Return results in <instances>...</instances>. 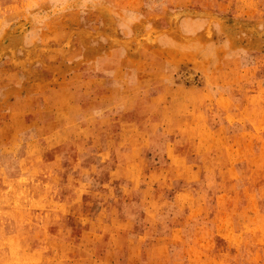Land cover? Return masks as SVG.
Listing matches in <instances>:
<instances>
[{"label": "rangeland", "instance_id": "obj_1", "mask_svg": "<svg viewBox=\"0 0 264 264\" xmlns=\"http://www.w3.org/2000/svg\"><path fill=\"white\" fill-rule=\"evenodd\" d=\"M0 264H264V0H0Z\"/></svg>", "mask_w": 264, "mask_h": 264}]
</instances>
